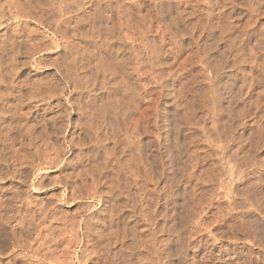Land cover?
Here are the masks:
<instances>
[{
	"label": "rangeland",
	"instance_id": "374dc122",
	"mask_svg": "<svg viewBox=\"0 0 264 264\" xmlns=\"http://www.w3.org/2000/svg\"><path fill=\"white\" fill-rule=\"evenodd\" d=\"M215 1L0 0V264H264V0ZM165 130L185 165L174 238L153 221Z\"/></svg>",
	"mask_w": 264,
	"mask_h": 264
},
{
	"label": "bare ground",
	"instance_id": "6f19581e",
	"mask_svg": "<svg viewBox=\"0 0 264 264\" xmlns=\"http://www.w3.org/2000/svg\"><path fill=\"white\" fill-rule=\"evenodd\" d=\"M219 1V3H217ZM218 1H215L216 3H217V7H218V10L216 9V10H214L213 11V14H219L218 12L220 11L221 13L223 12V10L224 9H226V8H228V9H233V10H230V12L231 13H236V11L238 10L237 9V0H218ZM243 1V0H242ZM241 1V2H242ZM256 1V0H255ZM254 1V2H255ZM240 2V3H241ZM243 3H244V1H243ZM242 3V4H243ZM246 3H248V2H246ZM257 3V2H256ZM218 4H219V6H218ZM221 4H222V6H221ZM243 6H245V4H243ZM247 7V6H246ZM253 7H256V5L255 6H253ZM241 8V7H240ZM239 8V9H240ZM171 9H173V8H171ZM256 8H253L252 10H248L251 14L253 13H257V10H255ZM227 10V9H226ZM229 11V10H228ZM244 11V10H243ZM246 11V10H245ZM247 11V12H248ZM252 11V12H251ZM259 11V10H258ZM220 13V14H221ZM225 13V12H224ZM250 14V15H251ZM252 14V15H253ZM222 15V14H221ZM249 15V14H248ZM218 16H220V15H218ZM229 16V15H228ZM231 16H232V14H231ZM255 16V15H254ZM221 17V16H220ZM173 18V17H172ZM214 18V17H213ZM174 20V19H173ZM175 21V20H174ZM212 21V20H211ZM258 21V20H257ZM225 22V21H224ZM228 22H229V20H228ZM250 22V21H249ZM178 23V22H177ZM212 23V22H211ZM220 23V22H219ZM231 24H232V22H230ZM248 23V22H247ZM253 23H254V25H256V22H254L253 21ZM171 24H174L173 22L171 23ZM221 24H223V23H221ZM228 24V23H227ZM2 24H0V26H1ZM112 25V24H111ZM177 25V24H176ZM175 25V26H176ZM226 23L224 24V28H226ZM235 25H237V24H235ZM234 24H233V26H235ZM219 26V25H218ZM222 26V25H221ZM228 26H230L231 27V25H227V28H229ZM246 26V25H245ZM249 26V25H248ZM251 26H253L252 24H251ZM251 26H250V28H251ZM208 27V26H207ZM222 27V29L223 30H225V31H229V29H224ZM182 28V27H181ZM236 28V27H235ZM235 28H233V32H235ZM246 28V27H245ZM254 28V27H253ZM112 29V28H111ZM208 29H210V28H208ZM249 29V28H248ZM257 29V27H255L253 30H254V32H255V30ZM259 29V28H258ZM183 30V29H182ZM185 30V29H184ZM230 32L232 33V29L230 28ZM174 31V30H173ZM212 31L214 32V28L212 29ZM180 32H183V31H180ZM179 32V33H180ZM185 32V31H184ZM216 32V31H215ZM214 32V33H215ZM241 33L243 32V31H240ZM253 32V33H254ZM186 33V32H185ZM241 33L239 34L240 36H242L241 35ZM244 33H246V32H244ZM233 34V33H232ZM255 34V33H254ZM177 35V34H176ZM181 35V34H180ZM245 35V34H244ZM252 35V34H251ZM183 36V35H182ZM206 36V35H205ZM231 36H234V35H231ZM236 36H238V33H237V35ZM236 36H234V37H236ZM240 36H239V39H243V37H241L240 38ZM247 36H248V34H247ZM181 37V36H180ZM206 37H208V35L206 36ZM214 37V36H213ZM234 37H233V40H234ZM205 38V37H204ZM212 38V37H211ZM210 37L208 38V39H211ZM215 38V37H214ZM244 38H245V36H244ZM180 39V38H179ZM183 39V38H182ZM207 39V38H206ZM239 39L237 38V40H236V38H235V40L237 41V42H240L239 41ZM236 41L234 42V43H236ZM204 43V42H203ZM211 43V42H210ZM242 43H243V41H242ZM242 43H239V44H242ZM239 44H237V47H235V48H237L239 51H240V48H239ZM245 45V44H244ZM253 45V44H252ZM258 46V45H257ZM241 47H242V45H241ZM206 48V47H205ZM244 48V47H243ZM257 48V47H256ZM262 49V47H261V45L259 44V48L258 49ZM123 49V48H122ZM212 49V48H211ZM210 49V50H211ZM236 49V50H237ZM113 50V49H112ZM236 50H234V52L235 53H237V51ZM242 51H243V49H241ZM111 51V50H110ZM114 51V50H113ZM238 51V52H239ZM239 52V53H243V52ZM259 51V50H258ZM264 51V50H263ZM112 52V51H111ZM260 52V51H259ZM121 53V52H120ZM234 53V55H236ZM118 54V53H117ZM124 55H126V53L124 54ZM241 57H242V55L243 54H239ZM238 55V57H240ZM86 57H87V55H85ZM121 56V55H120ZM85 57V58H86ZM117 57H118V55H117ZM116 58V57H115ZM235 58L237 59V55L235 56ZM87 59H88V57H87ZM123 59H125L124 57H123ZM123 59L122 60H120L119 59V65H121L122 66V68H121V66H120V68L121 69H123V72L122 73H124V75L126 74V76H124V77H126L125 79L126 80H129L130 79V75L128 74V69L126 68V61H123ZM212 59V58H211ZM221 59V58H220ZM225 59V61L227 60L226 58H224ZM244 59V58H243ZM264 59V58H263ZM116 60V59H115ZM118 60V59H117ZM126 60V59H125ZM229 60V59H228ZM227 60V61H228ZM223 62H224V60H222ZM222 61H219L217 58H214V64H213V66H217V65H220V69H222L221 68V65H223V62ZM232 62H234L235 63V59H234V61L232 60L231 62H229V63H231V64H233ZM244 62V60L242 61V63ZM264 62V61H263ZM262 62V63H263ZM212 61L211 62H209V65H208V69L210 68V69H212V67H209L210 65L212 66ZM222 63V64H221ZM245 63V62H244ZM224 64H226V62H224ZM228 64V63H227ZM1 66V65H0ZM129 66V65H128ZM228 66H230V64H228ZM227 66V67H228ZM232 66H234V65H232ZM247 67V66H246ZM1 68V67H0ZM229 68V67H228ZM225 69V68H224ZM223 70V69H222ZM221 70V71H222ZM246 70H248V69H246L245 68V70L244 71H246ZM122 71V70H121ZM262 73V72H261ZM221 74V73H220ZM244 74H246V73H244ZM263 75L261 76L260 74V76L261 77H263L264 76V73H262ZM247 75V74H246ZM249 75V74H248ZM219 76V75H218ZM224 76L225 75H223L222 74V78L224 79ZM251 76H253V75H251ZM219 78H221V77H219ZM218 78V79H219ZM264 78V77H263ZM253 79V78H252ZM215 80V79H214ZM258 80H259V78H258ZM258 80H256V81H258ZM216 81V80H215ZM224 80H222V79H220V80H218V81H216L217 83H219L218 85L220 86V84H221V86H222V84H224V82H223ZM217 83H216V85H217ZM255 83V82H254ZM257 83V82H256ZM243 84H245V83H243ZM251 84H253L252 82H251ZM257 85V84H256ZM241 86V85H240ZM247 86V85H246ZM251 86V85H250ZM253 86H254V84L252 85V89H253ZM101 87V86H100ZM99 87V88H100ZM102 87H105V86H102ZM215 87V86H214ZM257 87H258V85H257ZM223 88V87H222ZM97 89V88H96ZM103 89V88H102ZM214 90H217V88L215 89L214 88ZM243 90V89H242ZM253 90H255V89H253ZM100 91H101V88H100ZM102 91H105L104 89L102 90ZM106 91H108V90H106ZM127 91L129 92V95H130V93H131V91H130V89H129V86H127ZM98 92H99V90H98ZM109 92V91H108ZM171 92V91H170ZM220 96L217 98V96L215 97V99H218V100H216L217 102H218V105H219V107H220V111H219V113L221 114V113H223V114H221V115H224V114H228V115H231L230 117H232V114H230L231 112L233 113V110H232V108H228V107H224L223 105H224V103H226L225 102V98L223 97V96H221L222 95V93H221V90H219L218 92H217ZM224 93V92H223ZM227 92H225L224 94H226ZM241 93H242V91H241ZM254 93V92H253ZM106 94H107V92H106ZM168 94V93H167ZM100 95V94H99ZM169 95V94H168ZM1 96H2V94H1ZM0 96V122H1V118H2V113H3V111H2V100H1V97ZM227 96V95H226ZM264 96V95H263ZM102 97H103V94H102ZM98 98H99V96H98ZM101 98V97H100ZM111 100V99H110ZM101 102V101H100ZM107 102H108V100H107ZM216 102V103H217ZM102 105V104H101ZM103 106V105H102ZM99 107H101L100 105H99ZM260 107V106H259ZM99 109V108H98ZM101 109V108H100ZM107 107H104L103 109H101V111H102V120H100V121H102L101 122V126L99 127V128H101V129H103L104 131H102L103 133H100V134H102V135H100V136H102V140H101V142H103V141H107V139L109 138L108 137V119L106 118V116H107ZM109 109V108H108ZM116 110V109H115ZM100 111V112H101ZM113 111H114V109H113ZM115 112V111H114ZM101 114H99V116H100ZM228 115H224L225 116V118L228 116ZM115 116V115H114ZM221 117V116H220ZM99 118V117H98ZM101 118V117H100ZM224 118V117H223ZM225 118H224V121L226 122V120H225ZM229 119L230 118H227V120H228V122H226V123H228V124H226L227 126H225L226 127V130H228V131H226L228 134H226L227 136H229V138L231 137V135H233V131L237 128L236 126V124H234V126L236 127H233L232 126V124H230V122H229ZM232 121V120H231ZM233 122V121H232ZM98 124V125H99ZM166 126V125H165ZM232 127L233 128H235V129H232ZM98 128V127H97ZM98 128V129H99ZM109 128H110V126H109ZM162 128H163V126H162ZM161 128V129H162ZM170 128H172V127H170ZM177 128H178V126H177ZM240 128H241V126H240ZM100 129V130H101ZM160 129V128H159ZM175 129H176V127H175ZM238 129V128H237ZM96 131H99V130H96ZM161 131V130H160ZM170 131H171V129H170ZM172 131H173V129H172ZM175 131V130H174ZM238 130H235V132H237ZM176 132V131H175ZM164 135L165 136H162V137H164V139L162 140L163 142L160 144L159 143V145H158V147H159V150H158V155H159V159H160V162L159 163H161V164H159L158 166H161L160 168H162V171L161 170H158L157 172L155 171V174H154V181L155 182H157V184L158 183H162L163 185H164V187H165V185H169L171 188L169 189V191L171 192L170 194H168L170 197H168V199L166 198V192L168 193L169 191H166L165 192V195L164 194H162L163 196L162 197H160L159 199H160V202H159V207H158V211H157V219L156 220H153V221H156L157 223H156V227H154L156 230L158 229V230H161V232H165L164 234H166V225H167V223H169V224H171V226H172V228H173V230H172V232H171V236H173V238H174V235L176 234V229L174 228L175 227V224H176V222H177V224H178V220L181 222V224H185V221H186V217L187 216H184V215H179L178 216V214L180 213L179 211H178V205H177V203H178V198H177V194H178V190H177V187H179L180 185L178 184V179H179V177H180V174L182 173V172H184V170H182L183 169V166H184V168H185V165L183 164V166L182 167H180V165H181V163H183V161L181 160V152L183 153V151L181 150V146H180V144H181V140L179 141H175V142H173V141H171V139H170V133L169 132H167L166 130L164 131ZM178 133H181L180 131L178 132ZM264 133V132H263ZM175 134H177V133H175ZM238 133H236V135H237ZM239 134H240V132H239ZM23 135V134H22ZM110 135V134H109ZM177 136V135H176ZM235 137V136H234ZM237 137V136H236ZM96 138H98V137H96ZM174 138V137H173ZM179 137L177 136V138H176V140L178 139ZM239 138V137H238ZM263 138V137H262ZM235 138H233V140H234ZM264 139V138H263ZM109 141V140H108ZM160 141V140H159ZM229 141V140H228ZM228 141H226L227 143H228ZM176 142H178V144L176 143ZM230 142V141H229ZM175 143V144H174ZM229 144V143H228ZM254 145H257V144H254ZM264 145V144H263ZM226 146H228V147H223V153H226V154H231V152H232V149L230 148V146L229 145H226ZM262 146V145H261ZM261 146L259 145L258 147L259 148H261ZM108 147V146H107ZM181 147V148H180ZM256 148L257 147H255L254 146V148H252V150L254 149L255 151H257L256 150ZM263 148H264V146H263ZM251 150V151H252ZM261 150H263V149H261ZM261 150H258V151H261ZM124 151H126V150H124ZM255 151H253L254 153H257V152H255ZM127 152V151H126ZM126 152H124V154L126 153ZM253 153V154H254ZM259 153V152H258ZM129 155V154H128ZM158 155H157V157H158ZM125 156H127V155H125ZM255 156V155H254ZM117 157H119V156H117ZM130 157V156H129ZM183 157V156H182ZM127 158V157H126ZM125 158V159H126ZM257 158V157H256ZM128 159V158H127ZM257 159H259V158H257ZM121 160V159H120ZM130 160V159H129ZM128 160V161H129ZM116 161V160H115ZM127 161V162H128ZM156 161V160H155ZM182 161V162H181ZM118 162V161H117ZM126 162V161H125ZM126 162V163H127ZM257 162V164H258V162H260V161H256ZM120 163V162H119ZM157 163V162H156ZM261 164V163H260ZM148 165V164H147ZM116 166H118V165H116ZM127 166H128V164H127ZM150 166V165H149ZM157 166V165H156ZM120 167V166H119ZM126 168V167H125ZM124 168V169H125ZM182 168V169H181ZM120 169H121V167H120ZM129 169V168H128ZM127 169V170H128ZM151 169H152V167H151ZM126 170V169H125ZM125 170H122V172L123 171H125ZM181 170H182V172H181ZM129 171V173H130V170H128ZM121 172V173H122ZM150 172V171H149ZM148 172V173H149ZM115 173V172H114ZM120 173V172H119ZM120 173V174H121ZM128 173V172H127ZM125 175H127L126 174V171H125V173H124ZM152 174H153V172H152ZM122 175H123V173H122ZM121 175V176H122ZM129 175V174H128ZM127 175V176H128ZM117 176V175H116ZM119 176V175H118ZM126 176V177H127ZM182 176H183V174H182ZM182 176L180 177V178H182ZM122 177H125L124 175L122 176ZM125 177V178H126ZM151 177H152V175H151ZM130 178V177H129ZM129 178L127 177V179L129 180ZM127 179H126V181H127ZM170 180V182H169V184H168V182H167V180ZM152 180V179H151ZM124 181H125V179H124ZM154 181H152V182H154ZM130 182V181H129ZM120 183V182H119ZM171 183V184H170ZM179 183H180V181H179ZM121 184V183H120ZM124 184V183H123ZM129 184V183H128ZM155 186H156V184H154ZM179 185V186H178ZM125 187V186H124ZM157 188V187H156ZM159 189H163V187H158ZM228 188V187H227ZM232 189V188H231ZM240 187H238L237 188V194H239V195H237L236 194V196H240V194H242L243 192L241 191L240 192ZM242 190H243V188H242ZM159 192V191H158ZM133 193V192H132ZM245 193H248L247 191H245ZM128 195V194H127ZM131 195V194H130ZM134 195V194H133ZM181 195V194H180ZM243 195V194H242ZM245 195V194H244ZM160 196V195H159ZM241 197V199H242V197H244V196H240ZM132 198V197H131ZM251 198V197H250ZM254 198V197H253ZM258 200V199H257ZM128 201V200H127ZM242 201V200H241ZM253 201V200H252ZM156 202V201H155ZM181 201H179V203H180ZM236 202V201H235ZM254 202V201H253ZM184 203V202H183ZM157 204V203H156ZM182 204V203H181ZM243 204V203H242ZM245 204H246V202H245ZM248 204V203H247ZM246 204V205H247ZM250 204V203H249ZM185 205V204H184ZM157 206V205H156ZM236 206V205H235ZM168 207H170L171 209H168ZM257 207V206H256ZM245 208V207H244ZM250 208V207H249ZM3 209V208H2ZM187 209V208H186ZM246 209H248V207H246ZM155 210V209H154ZM156 211V210H155ZM188 211V210H187ZM251 211V210H250ZM257 211H258V209H257ZM154 212V211H153ZM179 212V213H178ZM183 213H184V211H183ZM152 214H154V213H152ZM131 215V214H130ZM133 216H135V214L133 215ZM132 216V217H133ZM184 216V217H183ZM233 217V216H232ZM122 219H123V217H122ZM151 220H152V218H151ZM252 220V222H251V226H252V228H253V230H257L258 232H259V234H260V237H261V239H264V221H262V220H260L259 218L257 219L256 217L255 218H253V219H251ZM117 221V220H116ZM119 223H121V222H119ZM152 223L153 222H151V225H152ZM155 223V222H154ZM154 225V224H153ZM152 225V226H153ZM185 225H187V224H185ZM238 225V224H237ZM117 226V225H116ZM171 226H169V227H171ZM239 227H241V226H239ZM149 228H150V224H149ZM153 228V227H152ZM151 231H152V229H150ZM155 230V231H156ZM157 230V231H158ZM140 231V230H139ZM142 231V230H141ZM150 231V232H151ZM154 231V230H153ZM252 231V230H251ZM256 231V232H257ZM159 232V231H158ZM255 232V233H256ZM257 232V233H258ZM136 233V232H135ZM134 233V234H135ZM243 233V232H242ZM241 233V234H242ZM162 234V233H161ZM168 234V233H167ZM177 234H180V233H177ZM157 235H159L158 233H157ZM169 235V234H168ZM160 236V235H159ZM178 236H180V235H178ZM150 238H151V236H149ZM163 237V236H162ZM176 237V236H175ZM154 238V237H153ZM152 238V239H153ZM160 238V237H159ZM171 239L172 241L174 240L173 238H171V237H167V239ZM163 239V238H162ZM163 240H166V238L165 239H163ZM162 240V241H163ZM152 241V240H151ZM161 241V240H160ZM160 241H157V242H160ZM167 241V240H166ZM171 241H169V243H170ZM217 242V241H216ZM173 243V242H172ZM165 244V242L163 243V246H167V244L166 245H164ZM172 249V248H171ZM173 250V249H172ZM168 251V250H167ZM169 253V252H168ZM227 253V252H226ZM169 255V254H168Z\"/></svg>",
	"mask_w": 264,
	"mask_h": 264
}]
</instances>
